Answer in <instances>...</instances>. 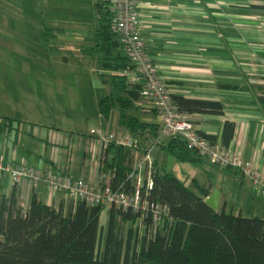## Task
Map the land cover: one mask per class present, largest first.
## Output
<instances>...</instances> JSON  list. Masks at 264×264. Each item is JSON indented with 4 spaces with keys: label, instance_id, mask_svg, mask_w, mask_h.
Returning <instances> with one entry per match:
<instances>
[{
    "label": "crops",
    "instance_id": "1",
    "mask_svg": "<svg viewBox=\"0 0 264 264\" xmlns=\"http://www.w3.org/2000/svg\"><path fill=\"white\" fill-rule=\"evenodd\" d=\"M262 3L263 0H138V11L140 33L171 95L216 100L223 105L221 114H189L196 129L203 135H214L216 142L224 146V123H234L230 143L224 147L264 170V109L252 91L219 86L220 83H264V8L255 6ZM109 5L114 19V0ZM96 17L95 13L92 49ZM62 33L66 35L69 31ZM58 47L55 57L67 62L69 53L80 56L79 52L88 46L59 44ZM118 51L124 52L123 48ZM79 72V69L51 70L40 93L22 87L17 89L16 97L11 94L10 86L0 88V116L5 122L0 132V155L39 170L84 177L92 183L109 182L113 175L109 164L119 149L115 150L112 144L106 146L102 137L112 132L138 142V146L125 149V163L130 172L136 171L146 178L150 169L172 171L185 185L198 180L208 186L210 180V192L213 186L221 191L218 210L264 217V193L240 169L207 165L208 172H201L191 162L177 161L161 144L153 145L154 137L149 129L132 135L120 123L118 112L106 116L99 112V100L111 90L105 79L110 74L123 73L98 70V76L109 86L106 92L105 84L102 88H89L77 77L81 76ZM85 72L97 81L94 73ZM126 75L129 89L139 92L140 85L132 80V72ZM32 77L39 75L33 73ZM71 78L78 84L82 82L78 90L70 84ZM132 113L160 127L151 102L141 95ZM4 117L14 120L10 122ZM11 192L23 209L28 207L32 192L40 194L45 204L64 215L79 203L66 190L50 188L43 181L14 182L0 173V197ZM106 208L100 215L101 225L107 220Z\"/></svg>",
    "mask_w": 264,
    "mask_h": 264
},
{
    "label": "trees",
    "instance_id": "2",
    "mask_svg": "<svg viewBox=\"0 0 264 264\" xmlns=\"http://www.w3.org/2000/svg\"><path fill=\"white\" fill-rule=\"evenodd\" d=\"M110 2L95 3V48L101 53L102 69L123 74H110L105 79L111 90L99 100L98 110L104 116L118 112L120 123L132 135L149 129L156 138L158 124L144 122L132 113L140 94L129 89L126 73L133 71L134 65L124 52L118 51L122 44L114 28ZM255 6L264 8V0ZM219 86L252 91L264 109V83H220ZM171 96L177 108L187 114L223 113V105L216 100ZM2 118L0 132L5 124ZM234 127L232 122L224 123L225 147L230 143ZM204 135L213 143L217 141L214 135ZM133 141V147L110 143L115 150L119 149L109 164L113 170L109 183L114 189L130 190V167L125 163L124 153L125 149L138 146L137 140ZM161 147L177 161L191 162L201 172H206L207 165H215L188 148L180 137H170ZM207 179H210L208 173ZM151 180L150 188L142 186V195L149 201L166 203L168 216L163 225L145 235H139L137 229L142 218L140 212L130 209L106 208L107 220L101 225L103 205L91 206L79 201L73 211L64 215L45 204L35 192L31 193L26 209L14 192L1 196L0 264H264V217L212 209L204 201L210 192V180L208 186L198 180L185 185L174 172L157 170L151 171ZM143 220L150 223L148 216Z\"/></svg>",
    "mask_w": 264,
    "mask_h": 264
},
{
    "label": "built area",
    "instance_id": "3",
    "mask_svg": "<svg viewBox=\"0 0 264 264\" xmlns=\"http://www.w3.org/2000/svg\"><path fill=\"white\" fill-rule=\"evenodd\" d=\"M114 28L120 37L126 56L134 65L132 80L139 83V94L151 102L160 120L158 135L153 145L162 144L170 137L185 140L190 149L220 167L234 166L264 193V170L256 168L250 159L239 153L230 151L218 142H211L200 133L189 114L181 112L175 105L171 93L158 73L157 65L149 53L146 41L139 30L138 0H114ZM102 141L108 146L115 143L133 147L135 142L129 137H118L109 132ZM147 177L132 171L128 175L130 190L114 189L109 182L92 183L84 177H72L52 170H39L24 162H15L0 155V173L7 175L11 181L29 179L33 183L43 181L50 188L64 189L79 201L88 205L114 206L124 210L140 212L141 219L137 223L139 235L156 230L163 225L168 216V205L149 201L142 195V186H152L151 169ZM146 180V182H145ZM150 218V223L143 219Z\"/></svg>",
    "mask_w": 264,
    "mask_h": 264
},
{
    "label": "rangeland",
    "instance_id": "4",
    "mask_svg": "<svg viewBox=\"0 0 264 264\" xmlns=\"http://www.w3.org/2000/svg\"><path fill=\"white\" fill-rule=\"evenodd\" d=\"M95 11L94 0H0V88L10 86L16 97L22 87L39 92L51 70L79 69L81 76L77 77L89 88L105 84L108 92L109 86L98 76L101 53L95 44L94 49L90 47ZM59 44L88 47L79 52L80 56L69 53L66 62L55 57ZM86 70L94 73L98 82L86 76ZM33 73L39 77L33 78ZM70 84L78 90L82 82L71 78Z\"/></svg>",
    "mask_w": 264,
    "mask_h": 264
},
{
    "label": "water",
    "instance_id": "5",
    "mask_svg": "<svg viewBox=\"0 0 264 264\" xmlns=\"http://www.w3.org/2000/svg\"><path fill=\"white\" fill-rule=\"evenodd\" d=\"M221 191L216 186H213L211 192L208 196L205 197L204 201L212 209L218 210L219 201H220Z\"/></svg>",
    "mask_w": 264,
    "mask_h": 264
}]
</instances>
